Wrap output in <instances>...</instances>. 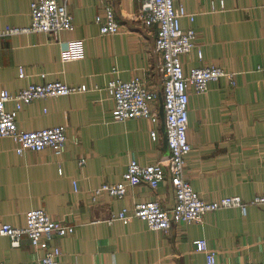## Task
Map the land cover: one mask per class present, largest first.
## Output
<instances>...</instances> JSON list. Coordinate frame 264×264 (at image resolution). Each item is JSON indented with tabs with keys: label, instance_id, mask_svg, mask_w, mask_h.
<instances>
[{
	"label": "crops",
	"instance_id": "obj_1",
	"mask_svg": "<svg viewBox=\"0 0 264 264\" xmlns=\"http://www.w3.org/2000/svg\"><path fill=\"white\" fill-rule=\"evenodd\" d=\"M32 1L0 0V27L30 25ZM67 4L74 30L57 37L32 32L0 38V92L55 81L88 88L25 102L17 113L23 130L66 126L62 154L46 147L19 155L13 139L0 137V223L23 227L27 211L43 208L75 225V234L53 241L61 248V264H207L205 253L196 250L199 239L216 251L218 264L264 263V203H252L264 195V73L257 68L264 66V0L177 2L194 15L182 18V27L196 32L195 48L182 56L185 69L216 64L235 74V84L221 78L205 93L190 89L185 178L207 201L238 196L248 206L246 213L226 207L208 212L201 222H174L169 231L150 229L138 218L128 224L110 221L123 207L140 202L158 201L172 209L175 191L169 179L155 189L146 183L129 187L123 198L103 194L92 199L103 183L120 182L131 160L151 165L169 155L156 28L135 18L141 0L108 1L120 24L111 35H102L96 23L104 14L100 0ZM117 77L138 78L158 94L153 102L158 122L114 120L115 102L106 88ZM6 106L15 109L12 101ZM81 159H86L82 166ZM44 253L27 235L18 247L0 235L3 264H35Z\"/></svg>",
	"mask_w": 264,
	"mask_h": 264
},
{
	"label": "built area",
	"instance_id": "obj_2",
	"mask_svg": "<svg viewBox=\"0 0 264 264\" xmlns=\"http://www.w3.org/2000/svg\"><path fill=\"white\" fill-rule=\"evenodd\" d=\"M104 4V14L96 17L102 35L116 34L120 24L110 0H100ZM180 0H141L140 13L135 18L141 20L146 27L156 28L155 49L162 57L160 71L163 80V107L165 111V126L168 140L169 155L165 162L142 165L137 160L130 161L120 182L103 183L93 191V201L99 196L108 194L112 197L123 198L129 187L143 183L151 188H158L167 179L175 191V203L172 209L165 208L158 201L137 203L133 208L123 207L113 214L110 221L119 220L128 224L133 218L147 223L150 229L169 231L172 223L201 222L205 214L220 208L239 207L246 213L248 203L238 196H227L215 201L205 200L191 183L185 178L186 156L191 151L188 139L190 89L196 93H205L212 81L227 78L235 84L233 72L216 64H206L191 67L186 70L182 56L189 54L195 48L196 32L193 28L184 29L182 18L189 14L183 5L177 6ZM223 3V2H222ZM73 15L69 11L67 0H33L31 2V23L26 27L7 25L0 27V38L32 32L48 33L57 37L62 31L74 30ZM199 58H203L200 51ZM258 70L264 73V66ZM20 77L25 72L20 71ZM115 102L113 118L124 121L130 118H149L158 122L160 116L153 109V102L158 94L148 88L145 82L138 78L124 81L114 78L109 81L107 88ZM86 85L71 86L61 81L48 83H30L18 93L8 90L0 92V137H9L16 143V152L22 155L25 151H39L52 147L55 152L62 154L67 145V127H55L39 130H23L17 123V113L23 103L46 97L64 96L85 92ZM15 103L14 110L7 109L8 102ZM157 139V132L152 133ZM86 159H81L82 166ZM62 174V169H60ZM74 190L78 191L77 181H73ZM252 203H264V195L256 197ZM26 224L23 227L0 223V235L8 236L11 244L18 247L24 235H27L35 248L45 250L44 255L35 264H61V248L53 241L57 237L75 234L76 226L52 218L43 208L31 209L25 213ZM196 250L205 253L207 264H218L216 251L210 249L206 239L196 241ZM0 264H3L0 262ZM245 264H264L263 262H248Z\"/></svg>",
	"mask_w": 264,
	"mask_h": 264
},
{
	"label": "water",
	"instance_id": "obj_3",
	"mask_svg": "<svg viewBox=\"0 0 264 264\" xmlns=\"http://www.w3.org/2000/svg\"><path fill=\"white\" fill-rule=\"evenodd\" d=\"M162 116L164 118V121H165V111H164V107H163V104H162ZM165 124V123H164ZM166 142H165V145L166 147L168 148V140H167V135H166Z\"/></svg>",
	"mask_w": 264,
	"mask_h": 264
}]
</instances>
